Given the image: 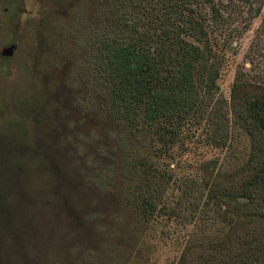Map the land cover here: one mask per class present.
Segmentation results:
<instances>
[{
	"label": "rangeland",
	"instance_id": "1",
	"mask_svg": "<svg viewBox=\"0 0 264 264\" xmlns=\"http://www.w3.org/2000/svg\"><path fill=\"white\" fill-rule=\"evenodd\" d=\"M24 4L21 64L0 65V264H177L186 245L221 239L237 217L207 194L251 155L231 95L236 83L264 86V0L175 2L205 29L203 43L172 23L157 32L171 28L201 45L220 78L210 94L201 90L197 111L138 140L108 113L95 65L96 39L117 8L108 0ZM19 23L0 31V50ZM207 77L199 67L196 80ZM129 186L153 198L148 220Z\"/></svg>",
	"mask_w": 264,
	"mask_h": 264
},
{
	"label": "trees",
	"instance_id": "2",
	"mask_svg": "<svg viewBox=\"0 0 264 264\" xmlns=\"http://www.w3.org/2000/svg\"><path fill=\"white\" fill-rule=\"evenodd\" d=\"M108 1L118 16L96 39L95 65L104 82L108 113L138 140L154 128L158 131L164 121L182 120L197 111L203 100L201 90L213 92L220 74L208 66L201 45L180 37L181 32H191L196 39L200 34L202 39L197 40L202 44L207 35L174 7L175 2L183 5L186 0ZM212 8L218 13L216 6ZM173 18L179 22H172ZM166 23L182 28L180 35L166 27L159 34L157 30ZM199 67L208 72L206 82L196 80ZM231 115L233 123L249 135L251 155L239 170L216 176L207 197L237 219L231 218L221 239L186 245L177 264H264V86L236 83ZM129 161L131 174L136 167ZM127 192L145 220L154 215L153 198L144 189L134 195L129 186Z\"/></svg>",
	"mask_w": 264,
	"mask_h": 264
},
{
	"label": "flooded vegetation",
	"instance_id": "3",
	"mask_svg": "<svg viewBox=\"0 0 264 264\" xmlns=\"http://www.w3.org/2000/svg\"><path fill=\"white\" fill-rule=\"evenodd\" d=\"M9 4L11 5L12 8L8 7ZM24 5H25L24 0H1L0 1V31L4 30L8 21L14 20L16 22L17 20H20L19 25H16L13 28L14 37H13V40L10 41V45H8L5 48H1L0 50V65H4L7 71L13 66L14 63L21 64L19 60L20 58L17 56V52L23 49V42H24V37H25L23 33V19H22L26 12V8ZM12 12H15V14L12 15ZM7 76H8V73L6 74L5 78ZM4 86L5 84L1 82L0 87L3 88ZM7 87L8 86H6V88Z\"/></svg>",
	"mask_w": 264,
	"mask_h": 264
}]
</instances>
